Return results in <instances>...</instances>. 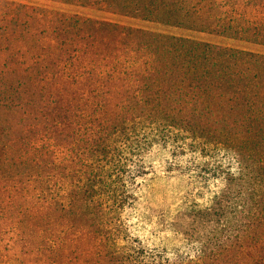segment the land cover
I'll return each instance as SVG.
<instances>
[{
    "label": "trees",
    "instance_id": "obj_1",
    "mask_svg": "<svg viewBox=\"0 0 264 264\" xmlns=\"http://www.w3.org/2000/svg\"><path fill=\"white\" fill-rule=\"evenodd\" d=\"M52 1H0V264H264V0Z\"/></svg>",
    "mask_w": 264,
    "mask_h": 264
},
{
    "label": "rangeland",
    "instance_id": "obj_2",
    "mask_svg": "<svg viewBox=\"0 0 264 264\" xmlns=\"http://www.w3.org/2000/svg\"><path fill=\"white\" fill-rule=\"evenodd\" d=\"M2 1V0H0ZM3 1H13L24 4H32L44 9H53L59 11H75L80 10L83 13H89V15L96 14L100 15L99 12L93 11L91 8L78 9L71 5H64L61 3L53 2L52 0H3ZM104 16V15H103ZM123 21L127 24L136 25L142 27L144 29L149 30H158L166 33L176 34V35H184L190 36L192 38L203 39L209 41L211 43L216 44H225L232 45L238 48L246 47V44L235 42L228 39H219L217 37H209L203 34L198 33H188L186 31L178 30V29H166L163 27H157L152 23H145L138 20H129L123 19ZM253 50L259 53L264 54V47H254ZM146 209H142L140 206L133 208L130 211H124L122 213L123 222L127 226L129 235L131 237L141 238L144 243L148 245H152L153 247H158L161 250L166 252H171L174 249L182 248L184 245L182 236L176 235L172 229L169 227L170 220L169 217H157L154 214H146ZM158 218V219H157Z\"/></svg>",
    "mask_w": 264,
    "mask_h": 264
}]
</instances>
